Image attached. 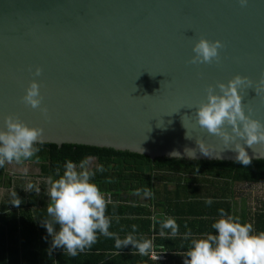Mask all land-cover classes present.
<instances>
[{"label":"water","instance_id":"95a60500","mask_svg":"<svg viewBox=\"0 0 264 264\" xmlns=\"http://www.w3.org/2000/svg\"><path fill=\"white\" fill-rule=\"evenodd\" d=\"M201 37L222 42L218 61L191 62ZM236 75L251 85L239 88L245 113L264 122V0H0V129L14 114L44 143L236 161L195 118L207 87ZM32 80L36 109L22 101ZM243 146L264 159V145Z\"/></svg>","mask_w":264,"mask_h":264},{"label":"trees","instance_id":"16d2710c","mask_svg":"<svg viewBox=\"0 0 264 264\" xmlns=\"http://www.w3.org/2000/svg\"><path fill=\"white\" fill-rule=\"evenodd\" d=\"M40 148L36 157L24 162L33 164L37 172L11 174L6 169L7 165L0 168V190L3 193L0 195V264H183L185 255L173 254L169 243L180 240L189 246L192 238L209 232L214 234L211 224L218 218L219 209L239 217L241 222L251 223L255 232L264 231V197H258L252 206L244 203L239 210L229 200L236 193L235 185L264 184V159H251L249 165L243 166L236 161L225 160L151 159L139 153L80 144L58 146L43 143ZM88 157L95 158L91 170L103 165L104 171L96 172L93 177L103 193H111L114 198L119 196L120 190L134 193L135 197L130 198V202L138 203V196L144 195V189H148L152 195L147 197L154 210H165L167 217L176 220L178 232L190 237L179 240L163 237L158 222L163 217H155L157 222L153 220L152 223L147 218H139L134 219L137 223L134 233L139 236L136 240L151 242L146 254L142 255L137 250L118 254L90 253L89 249L112 248L107 239H101L88 248L86 254L74 258L62 249H53L51 237L42 225L44 220L51 219L46 211L49 203L47 178L57 170L62 173L65 160L78 163ZM26 178L38 179L39 184ZM29 184L34 186L31 190L27 187ZM13 193L19 198L18 206L13 205L17 203ZM208 198L213 201L211 205L205 204ZM107 213L148 217L150 210L139 204L137 207L109 204ZM111 220V225L116 226L133 222L128 219ZM164 232L170 234V230ZM160 248L167 249L166 259H150L149 252Z\"/></svg>","mask_w":264,"mask_h":264},{"label":"clouds","instance_id":"9594fccd","mask_svg":"<svg viewBox=\"0 0 264 264\" xmlns=\"http://www.w3.org/2000/svg\"><path fill=\"white\" fill-rule=\"evenodd\" d=\"M238 3L246 7L249 0H238ZM222 47L219 40L209 41L201 37L193 46L191 62L218 61L219 49ZM34 74L39 76L41 69L37 67ZM245 83L251 86L247 77L236 75L227 84L221 82L215 87L209 85L206 100L195 107L196 125L218 136L225 148L236 152L235 160L243 166L251 163V157L243 145H264V122L246 114L241 103L239 88ZM260 84L264 86V78ZM216 88L219 92H216ZM22 101L33 109L40 108L42 96L36 80L29 83ZM40 110L46 114V109ZM187 137L190 138L188 132ZM43 143L41 128L29 126L14 114L5 116L4 128L0 129V168L6 164L21 165L32 160ZM197 144L206 156L214 151L209 152L203 140L197 141ZM185 152L189 158H194V150L186 148ZM172 155L179 154L173 152ZM90 160L88 157L75 163L67 159L62 173L57 170L47 178L49 203L46 211L51 219L44 220L42 225L51 237V247L62 249L67 255L75 257L94 245L98 235H102L114 239L117 249L132 245L140 254H146L151 246L150 241H138L131 234L120 239L110 231L112 220L105 214V195L93 181L96 172H103L104 168L99 165L95 171L91 170ZM27 187L31 190L34 186L29 184ZM144 195L152 194L144 189ZM13 196L17 197V203L13 205L18 206L19 198L16 193ZM212 203L211 198L205 200L206 205ZM153 220L157 222L155 217ZM158 222L161 235H165L164 230H170L171 236L177 234L179 226L173 217H163ZM211 229L214 234L209 232L191 239L183 264H264V231L255 232L251 223L241 222L239 217L226 213L224 209H219V216L211 224Z\"/></svg>","mask_w":264,"mask_h":264},{"label":"crops","instance_id":"0c3cea01","mask_svg":"<svg viewBox=\"0 0 264 264\" xmlns=\"http://www.w3.org/2000/svg\"><path fill=\"white\" fill-rule=\"evenodd\" d=\"M90 162L95 163V159L91 158ZM20 173L24 174L25 171L18 172L17 174H20ZM170 188H172V187H170ZM138 198H139L138 203H135V202H112V203H107V205L114 204L116 206L117 205H121V206H128V207H137V204H139L140 206L144 207L145 209L150 210V215H148V217H145V216L144 217L143 216L140 217V216H138L136 214H129V215H124V216H115V215H110V214L107 213L106 216H109L111 219H115L116 218V219L133 220V222L130 223V225H127L126 222L122 223V224H120L118 226L111 225L110 231L115 233L116 236H118L120 239L125 238L129 234L133 235V237L135 239H136V237H139L138 235H136V233H134V232L137 231L136 230L137 223L134 222V219L147 218L152 223L154 217H167V216H169L168 213L165 210L160 209V210H156L155 211L153 203L151 202L150 198H148L147 196L141 195ZM152 210H153V213H152ZM133 225H135V230H133ZM124 230H126V231H124ZM162 236L163 237H167L169 239H173V240H179V239L189 238L190 237L189 235H186V234L181 233V232H177V234L175 236H171L170 234H166V233H165V235H162ZM101 239H107V244L112 245V248L111 247L110 248H102V249L99 248V249H96L95 251H92L91 249H89L91 251L90 253L94 252L93 254L96 255V254H99V253H101V254H118V253L136 252V249H134L132 247V245H128L127 247H123V248L117 249L115 247L114 239L106 238V237H104L102 235H98V239H97L96 242H99ZM187 244L179 240V241L170 242L168 246L172 250L173 254L181 256V255H185L187 249L189 248L190 245L188 246ZM89 250H88V248H86L83 252L79 253L78 255L81 256L83 254H86ZM158 250L165 251L166 253H168V251H166L167 249L164 250V249L160 248ZM62 252H64V251L62 250ZM71 257H69V258H71ZM72 258H74V257H72ZM172 264H174V262Z\"/></svg>","mask_w":264,"mask_h":264},{"label":"flooded vegetation","instance_id":"af4514ba","mask_svg":"<svg viewBox=\"0 0 264 264\" xmlns=\"http://www.w3.org/2000/svg\"><path fill=\"white\" fill-rule=\"evenodd\" d=\"M14 164L17 165L16 163L6 164L7 165L6 169L7 170H11V169L14 170V168H15V165ZM93 166L90 165V168L93 167ZM26 167H27L26 168L27 171L25 173L33 172V171H30V170L35 169V166L33 164H31V163H28ZM247 185H252V184L250 183V184H239V185H235V186H238L236 188L237 191H236V193H233L229 197V200L236 207V210H239L243 206V204H244L243 202H246V200H247L246 195L244 193H241L242 191H244V189L242 187L243 186H247ZM118 194H119V196H117V198H114V196L111 194V196H112V202H130V198H132V197L134 198L135 197L134 193H127V192H125L123 190H120L118 192ZM260 197H264V195H260L259 198ZM252 199L253 200L250 203H248V204L246 203V205H248V206L249 205H253L255 203L254 196H253ZM138 200H139V198L137 199V201Z\"/></svg>","mask_w":264,"mask_h":264},{"label":"rangeland","instance_id":"374dc122","mask_svg":"<svg viewBox=\"0 0 264 264\" xmlns=\"http://www.w3.org/2000/svg\"><path fill=\"white\" fill-rule=\"evenodd\" d=\"M27 164L28 163H23V164H21V165H15V168H14V170H8L9 171V173H18V172H23V170H25L26 169V166H27ZM91 164H93L94 165V163L93 162H91L90 163V165ZM93 165H91V166H93ZM37 168L35 167V169H32V170H30V171H33V172H37V170H36ZM35 184H36V182H35ZM238 186H236V188H237ZM245 187V188H244ZM243 189H244V191H242L241 193H244L245 195H246V197H247V200H246V202H243V203H250L253 199V196H254V200H256L260 195H264V184H252V185H247V186H243L242 187ZM237 191V190H236ZM1 194H3L2 193V191L0 190V195ZM250 206V205H249ZM252 206V205H251Z\"/></svg>","mask_w":264,"mask_h":264},{"label":"built area","instance_id":"2783aa9c","mask_svg":"<svg viewBox=\"0 0 264 264\" xmlns=\"http://www.w3.org/2000/svg\"><path fill=\"white\" fill-rule=\"evenodd\" d=\"M30 180H33L34 184H35V182H36V184H39V180L38 179H32V178H28L27 179V181H30ZM104 195H105V199H106L107 203H111L112 202L111 194L108 193V192H105ZM165 254H166L165 251H161V250H158V249H152L149 252V257H150V259L155 260V261H164L166 259Z\"/></svg>","mask_w":264,"mask_h":264}]
</instances>
